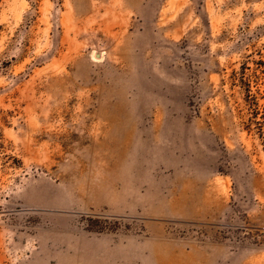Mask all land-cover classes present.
Instances as JSON below:
<instances>
[{
    "label": "rangeland",
    "instance_id": "374dc122",
    "mask_svg": "<svg viewBox=\"0 0 264 264\" xmlns=\"http://www.w3.org/2000/svg\"><path fill=\"white\" fill-rule=\"evenodd\" d=\"M247 88L264 0H0V264H264Z\"/></svg>",
    "mask_w": 264,
    "mask_h": 264
},
{
    "label": "trees",
    "instance_id": "16d2710c",
    "mask_svg": "<svg viewBox=\"0 0 264 264\" xmlns=\"http://www.w3.org/2000/svg\"><path fill=\"white\" fill-rule=\"evenodd\" d=\"M249 88V86L247 85ZM244 92L243 109L248 115V121L256 126V134L264 142V104L259 105L256 96L260 93H251L249 89ZM264 100V92L260 96Z\"/></svg>",
    "mask_w": 264,
    "mask_h": 264
}]
</instances>
